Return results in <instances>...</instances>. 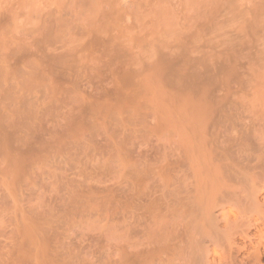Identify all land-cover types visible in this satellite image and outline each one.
Returning a JSON list of instances; mask_svg holds the SVG:
<instances>
[{
    "label": "rangeland",
    "instance_id": "obj_1",
    "mask_svg": "<svg viewBox=\"0 0 264 264\" xmlns=\"http://www.w3.org/2000/svg\"><path fill=\"white\" fill-rule=\"evenodd\" d=\"M213 12L212 0H0V264H135L118 237L120 159L126 173L160 169L149 133L167 113L189 99L219 109L264 66V51L215 39Z\"/></svg>",
    "mask_w": 264,
    "mask_h": 264
},
{
    "label": "bare ground",
    "instance_id": "obj_2",
    "mask_svg": "<svg viewBox=\"0 0 264 264\" xmlns=\"http://www.w3.org/2000/svg\"><path fill=\"white\" fill-rule=\"evenodd\" d=\"M212 8L226 25L214 22L213 36L220 24L226 35L216 40L264 51V0ZM256 68L223 107L195 99L199 107L186 100L189 111L167 113L162 131L149 133L160 140V169L137 160L126 173L120 159L118 195L130 202L117 211V230L135 264H264V66Z\"/></svg>",
    "mask_w": 264,
    "mask_h": 264
}]
</instances>
